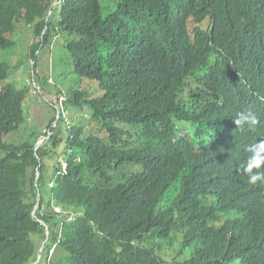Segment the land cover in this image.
I'll list each match as a JSON object with an SVG mask.
<instances>
[{
  "label": "trees",
  "instance_id": "16d2710c",
  "mask_svg": "<svg viewBox=\"0 0 264 264\" xmlns=\"http://www.w3.org/2000/svg\"><path fill=\"white\" fill-rule=\"evenodd\" d=\"M24 27L35 73L63 38L91 83L53 92L69 111L39 152L9 142L29 90L0 88V264H264V185L240 170L264 139V0H0V50Z\"/></svg>",
  "mask_w": 264,
  "mask_h": 264
},
{
  "label": "rangeland",
  "instance_id": "374dc122",
  "mask_svg": "<svg viewBox=\"0 0 264 264\" xmlns=\"http://www.w3.org/2000/svg\"><path fill=\"white\" fill-rule=\"evenodd\" d=\"M105 4L103 8L105 9ZM106 15V13H104ZM16 46L9 51L0 50V65H7L11 68V77L8 81L0 84V88L7 86H15L20 90H29L27 99L28 124L23 129L9 138V142L13 144H22L32 140V136L36 133L40 138L37 144H41V148L46 146L52 137L45 136L52 125L53 119L59 116L60 119L68 113L63 104L66 96L59 95L55 97V90L60 89L63 94L72 91L84 90L91 82L80 80L74 73V65L69 55L63 38L53 40L51 46L42 50L41 56L37 60V72L35 73V64L31 59V49L36 42V34L33 28L24 27L14 39ZM38 78V79H37ZM38 80L40 88L35 82ZM50 81L51 87H46L45 82ZM67 118V117H66ZM2 156L0 152V157ZM158 247L153 242L150 246ZM183 249L182 241L176 245L175 250ZM169 251H166V255ZM172 254H168L170 258Z\"/></svg>",
  "mask_w": 264,
  "mask_h": 264
},
{
  "label": "clouds",
  "instance_id": "9594fccd",
  "mask_svg": "<svg viewBox=\"0 0 264 264\" xmlns=\"http://www.w3.org/2000/svg\"><path fill=\"white\" fill-rule=\"evenodd\" d=\"M234 123L240 129L247 127L256 130L262 123V117L251 110L242 111L237 114ZM248 152L249 155L240 165V170L247 175L250 184L264 185V139L250 145Z\"/></svg>",
  "mask_w": 264,
  "mask_h": 264
},
{
  "label": "water",
  "instance_id": "95a60500",
  "mask_svg": "<svg viewBox=\"0 0 264 264\" xmlns=\"http://www.w3.org/2000/svg\"><path fill=\"white\" fill-rule=\"evenodd\" d=\"M53 16V12H51V14H50V16H49V19H48V22H49V20H50V18ZM41 146V144H37V148H36V151L37 152H39V150H40V147ZM39 176V175H38ZM38 208H39V205H37V207H36V209H35V211H34V217L36 218V211L38 210ZM42 223V222H41ZM46 232H47V237H49V235H50V233H49V230H48V228H46ZM47 241L48 240H46V242L44 243V245H43V247H42V249L40 250V253H42L43 252V250H44V246L47 244ZM40 260H41V256H39V258H38V260H37V262L35 263V264H39L40 263Z\"/></svg>",
  "mask_w": 264,
  "mask_h": 264
},
{
  "label": "bare ground",
  "instance_id": "6f19581e",
  "mask_svg": "<svg viewBox=\"0 0 264 264\" xmlns=\"http://www.w3.org/2000/svg\"><path fill=\"white\" fill-rule=\"evenodd\" d=\"M151 250V249H150Z\"/></svg>",
  "mask_w": 264,
  "mask_h": 264
}]
</instances>
